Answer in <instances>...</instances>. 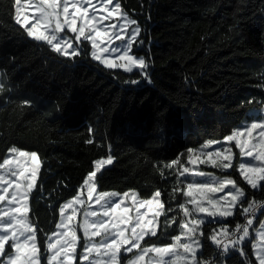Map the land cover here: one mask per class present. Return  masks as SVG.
<instances>
[{
  "label": "trees",
  "instance_id": "obj_1",
  "mask_svg": "<svg viewBox=\"0 0 264 264\" xmlns=\"http://www.w3.org/2000/svg\"><path fill=\"white\" fill-rule=\"evenodd\" d=\"M15 6L16 0H0V79L6 85L0 92V163L13 145L38 153L41 171L30 194L29 216L39 229L41 264H48L45 241L59 221L60 205L82 189L93 162L108 155L113 162L104 167L98 191H135L139 198H151L161 190L165 209H174L168 217L177 219L165 225V217H158V236L145 240L173 243L184 219L178 208L184 196L174 191L183 186L175 181L179 166L187 165L188 149L223 140L254 119L251 110L264 106V0H148L147 15L138 21L143 45L135 52L146 58L151 82L138 70L105 68L91 58L87 40L83 55L58 56L27 36L16 23ZM130 79L138 83H126ZM89 138L93 143L85 144ZM172 161L177 163L167 167ZM201 168L230 175L248 200L264 201V191L251 189L235 168ZM263 220L261 210L255 217L256 240ZM237 221L243 216L226 222L233 227ZM76 231L77 253H82L79 223ZM202 239L204 258L212 244ZM139 250L123 253L122 264ZM244 250L247 260L230 250L215 264H257L251 242Z\"/></svg>",
  "mask_w": 264,
  "mask_h": 264
},
{
  "label": "snow or ice",
  "instance_id": "obj_2",
  "mask_svg": "<svg viewBox=\"0 0 264 264\" xmlns=\"http://www.w3.org/2000/svg\"><path fill=\"white\" fill-rule=\"evenodd\" d=\"M19 2L20 0H16L17 4ZM97 3L105 7L107 17L99 15L97 19L92 0H38L35 3L37 15L30 18L34 22L30 26H26L29 23L26 18L22 23L17 8L16 23L24 29L28 37L34 41L43 42L41 46L46 44L50 51L58 56L74 59L83 55L82 48L84 41L87 40L93 49L91 58L98 60L105 68H122L125 73L130 74H136L134 70H139L138 74L151 82L146 58L136 55L135 52L136 47L143 45V40L139 38L142 29L138 21L128 16L119 0H97ZM108 5H111L110 9H107ZM89 7L93 8L91 15L88 11ZM114 13L119 18V22L104 25L102 22L113 17ZM78 19L82 21L79 27H77ZM53 24L55 27H52ZM65 28L68 33L75 34L74 40L67 35L64 31ZM86 30L88 34H86ZM97 38L100 39L99 44ZM105 38L110 43L105 44ZM115 40H119L123 47L115 44ZM101 44L104 46L101 47ZM104 53H108L109 56L105 57ZM117 53L119 54L116 55ZM129 82L138 83L135 79L126 81V83ZM5 88L6 85L0 79V92ZM21 103L31 104L30 101ZM248 103H252V101ZM261 113H264V109L261 110ZM261 113H258L257 118H254L250 123H246L242 129L234 130L232 134L224 137V140L228 142L236 140L240 154L250 158L248 162L241 160L234 164L228 147L207 152L201 151L200 155L206 157L213 167H218L221 170L235 168L251 189L264 191V115ZM255 130H258L260 139L253 138L250 143H242L240 139H236L241 132L251 134ZM89 131L91 132V129ZM92 143L91 138L85 140V144ZM215 143L218 142L206 141L202 149ZM195 151L188 149L190 154ZM7 152L15 155L6 154L0 163V169H7L5 173H0V202L6 201L4 206H0V257L3 258L0 260V264H3L4 260L7 261V264H41L43 253L38 245L39 229L31 223L29 216L30 194L38 186L37 179L38 173L41 171V161L38 153L22 150L14 145L8 148ZM112 162L111 155L95 160L93 162L94 170L87 173L81 185V188L87 186L89 200L93 198L94 192L97 193L95 203L100 205L102 216L109 217V220L98 218L101 214L95 210H88L84 213L83 222L79 224L84 235V252L77 253V231L74 226H69V222L74 219L78 211L75 206L76 202L79 200L81 204L84 203L83 200H80L81 193L78 189L76 197L60 205L61 220L55 225L57 231L49 234L45 241L47 250L52 253L49 256L48 264H52L53 260L57 264H72L73 259L87 260L89 264H122L123 253H130L134 248H139L140 251L133 255L128 264H138L141 261L144 264H215L214 259L205 261L203 258L202 238L204 237L215 245L222 256L230 250L239 251L245 260H247L248 254L244 250V244L251 242L257 264H264V227L255 230L259 236V243L253 236L255 217L259 210H264V201L248 200L246 190L227 174L216 176L196 167L188 168L183 164L179 166L182 171L178 169L175 183L182 185L183 189L174 188V191H182L184 197H191L194 191L203 193L204 196L200 198L199 202L193 198L178 204V208L187 219L179 222V228L183 231L171 237L173 241L171 244L149 245L145 240L149 236H158V217H165V225H170L177 219L175 215L168 217L167 213L173 212L174 209H165L159 189L153 193L151 198H137V194L132 193L133 206L146 207L148 211L153 212L152 216L146 219L147 212L141 213L137 207L134 223L128 217L121 216L109 228L110 214L121 208L122 205V200L117 201L112 198L121 194L99 192L98 182L104 171L103 166L110 165ZM188 162L194 163L192 155H189ZM204 162V159L199 160L201 164ZM176 163L177 161H172L167 167ZM9 189L12 191L9 192ZM217 192L225 194L218 198L210 195ZM122 196L128 197L129 193H123ZM221 201L224 203L221 204ZM186 204H192V209H188ZM69 207L72 210L71 214L66 215L65 210ZM123 211L127 213L129 209L124 207ZM193 213H200L203 216L193 215ZM237 215L243 216L244 222L237 221L235 228H231L230 224L226 222L227 218H234ZM90 217L96 219H89ZM129 223H132L131 235L126 234L129 231L127 227H120L121 224ZM208 225L217 227H213L210 233H205L204 227ZM62 228L64 231H59ZM102 232L105 233L104 237L99 243L95 242L94 238L101 236ZM6 245L11 247V253L7 251ZM93 253L97 257H106V259L103 261L89 260ZM149 253L154 255L149 256ZM61 254H63V258L58 259Z\"/></svg>",
  "mask_w": 264,
  "mask_h": 264
},
{
  "label": "rangeland",
  "instance_id": "obj_3",
  "mask_svg": "<svg viewBox=\"0 0 264 264\" xmlns=\"http://www.w3.org/2000/svg\"><path fill=\"white\" fill-rule=\"evenodd\" d=\"M38 0H20L19 4L16 3V6H15V19H16V16H17V8L19 9V19L21 20V22L23 23L25 21V19L27 18L29 20V23L26 25V26H30L31 23H33L34 21H32L30 18L37 15V13L35 12V3H37ZM119 2L121 3L122 5V8L127 12L128 16L131 17L132 19L136 20V21H139L140 19L146 17L147 15V5H148V0H119ZM92 3L93 5H95V12L97 13V19L99 17V15H104L107 17V10H105V7H102L101 5H99L97 3V0H92ZM87 7V5H85ZM107 9H110L111 8V5H108L106 6ZM69 11L71 12L72 9L70 8ZM88 11H89V14L91 15L92 12H93V8L92 7H89L88 8ZM79 15V14H78ZM61 19H63V17H61ZM119 22V18L116 16V14L114 13L113 14V17L111 18H108L106 20H104L102 23L104 25H108V24H112V23H117ZM82 23V21L80 19L77 20V27L80 26V24ZM93 23H96V21H93ZM52 27H55V25L53 24ZM90 27V26H89ZM97 27H99V25H97ZM134 27V26H133ZM65 30H67L65 28ZM117 31H119V29H117ZM74 34V33H73ZM86 34L87 33V30H86ZM75 35V34H74ZM89 42V41H88ZM97 43L99 44L100 43V39L97 38ZM105 44H108L110 43V41L107 40V38H105V41H104ZM115 44L117 45H120L121 47H123V44H121V42L119 40H115L114 41ZM89 44L91 45V43L89 42ZM101 47L104 46V44H101L100 45ZM92 51L93 49L91 48V54H92ZM119 53H117L116 55H118ZM105 57H108L109 54L108 53H104L103 54ZM95 61H98V60H95ZM99 62V61H98ZM100 63V62H99ZM103 65V64H102ZM114 69H120L122 70V68H114ZM123 71V70H122ZM134 71H137V70H134ZM139 71V70H138ZM0 77H1V73H0ZM264 109V106L260 109H253L249 112V115H253L254 118H257V114L258 113H261V110ZM262 115H264V113H261ZM253 120V119H252ZM252 120H246V121H243L241 123V127L237 128V129H242L244 127V125L246 123H250ZM236 129V130H237ZM253 138L255 139H260V137L258 136V130H255L253 131V133L251 134H246L244 132H241L240 136L237 137L236 139H240L242 143H250ZM218 143H215V144H211L209 145L207 148H203L202 149V146H200V148L198 149H195L196 151L194 153H192V157H193V160H194V163L193 164H190L189 162H187V165L186 167L188 168H193V167H196V168H199L201 170H203L201 168V165H207V166H212V164L207 160L206 157H203L200 155V152L201 151H204V152H207V151H213V150H217V149H220V148H223V147H228L230 149V152L233 156V163H234V160L236 158V156L238 157V162H240L241 160L245 161V162H248L250 160L249 157L247 156H242L240 154V150L239 148L236 146V140L234 139L233 141L231 142H228V141H225L224 139L221 141H217ZM7 155L9 156H12V155H15V154H10V153H7ZM221 155H223V153H221ZM201 159H204L205 162L204 163H199V160ZM219 160V158H217ZM31 163V162H29ZM106 166H109V165H105L103 166L106 167ZM95 167V166H94ZM6 168L5 169H0V173H5L6 172ZM182 171V169H180ZM229 169L227 170H223V171H228ZM204 171V170H203ZM207 172V171H205ZM211 173V172H209ZM213 174V173H212ZM215 175V174H213ZM219 175V174H218ZM217 176V175H216ZM220 176V175H219ZM191 178V177H190ZM243 178V177H242ZM12 179H15V177H12ZM12 189H9V192H11ZM227 191V190H225ZM136 193L135 191H130V192H127L129 193V196L128 197H123L122 194L117 196V197H114L112 199L114 200H117V201H121L122 200V205H121V208H118L114 213H111L110 216H111V220H110V223H109V228L111 227V224L113 223H116V221L119 219V217L121 216H126L128 217V219L130 221H132V223L135 222V216H136V208L138 207L139 208V211L141 213H144V212H147V216H146V219L150 216L153 215V212L151 211H148V209L146 207H140L139 205H135V207L133 206L134 205V199L132 197V193ZM80 200H83L84 203H80L79 200L76 202V208H77V212L74 216V219L69 222V226H74L76 228V224L77 223H82L83 222V219H84V213L88 210H95L97 211L98 213H100V217L98 218H103L104 220H109V217H103L102 216V211L100 209V205L96 204L95 203V196L97 195L96 192L93 193V198L91 200H89L88 198V195H87V186H85L84 188L80 189ZM109 193H112L109 192ZM117 193V192H115ZM126 193V192H125ZM120 194V193H118ZM218 197L220 196H224V192H218ZM7 196V194H5ZM210 195H216L215 193L214 194H210ZM77 196V195H76ZM74 196V197H76ZM192 196L197 199V201L199 202L200 198L204 196L203 193H199V192H193L192 193ZM198 196V197H197ZM217 197V198H218ZM73 198V197H72ZM71 198V199H72ZM137 198H139L137 196ZM69 199V200H71ZM191 199V198H190ZM227 199V197H226ZM67 200V201H69ZM66 201V202H67ZM65 203V202H64ZM224 201H221V204H223ZM6 204V201L5 202H0V206H4ZM124 207H127L129 209V211L127 213H125L123 211V208ZM156 207V206H154ZM192 204L190 207H187L188 209H192ZM71 207H69L68 209L65 210L66 212V215L67 214H71ZM193 215H197V216H203V214H200V213H193ZM229 218V217H228ZM89 219H96V218H89ZM158 219V218H157ZM187 218L185 217V220ZM61 220V216L59 218V221ZM78 220H80L78 222ZM58 221V222H59ZM264 222V220L262 221ZM132 223H129L127 225H124V224H121L120 227H127L129 229V231L126 233L127 235H131V232H130V228L132 226ZM262 227H264V224L261 223V225L258 227V229H261ZM81 230V229H80ZM57 231V229L55 228L54 232ZM59 231H64V229H60ZM82 234H83V231L81 230ZM53 233V232H52ZM105 233L102 232L101 233V236H97L94 238L95 242L99 243L100 240L104 237ZM255 235H256V242L259 243V236L256 234L255 232ZM78 236V235H77ZM84 237V235H83ZM55 239V238H54ZM182 240H183V237H182ZM78 241H79V238H78ZM78 241H77V246H78ZM76 246V248H77ZM137 249V248H136ZM48 251V250H47ZM182 251V250H181ZM84 252V249L82 251V253ZM124 253H128V252H124ZM48 254L49 256L52 254L48 251ZM75 255V254H74ZM149 256H152L154 255L153 253H149L148 254ZM63 258V254H61V257H59L58 259H62ZM92 259H98V260H101L103 261L104 259H106V257H97L95 253H93L90 257H89V260H92ZM145 259L147 260L148 257L146 256ZM49 260V259H48ZM74 263V259L72 260V264ZM3 264H7V261L4 260L3 261ZM52 264H57V262L55 260L52 261ZM81 264H89V261H81ZM138 264H144L143 261L141 262H138Z\"/></svg>",
  "mask_w": 264,
  "mask_h": 264
},
{
  "label": "built area",
  "instance_id": "obj_4",
  "mask_svg": "<svg viewBox=\"0 0 264 264\" xmlns=\"http://www.w3.org/2000/svg\"><path fill=\"white\" fill-rule=\"evenodd\" d=\"M261 210H259L258 212H260ZM257 212V213H258ZM243 222H244V217H243ZM243 222H241V223H243ZM231 228H235V225L233 226V227H231ZM218 239H219V235H218V237H217ZM211 244H212V242H211ZM228 254V253H227ZM226 254V255H227ZM226 255H221L219 252H218V250L216 249V247H215V245H213L212 244V253H211V255H209V256H207V257H204V260L205 261H209V260H211V259H222L223 257H225Z\"/></svg>",
  "mask_w": 264,
  "mask_h": 264
},
{
  "label": "crops",
  "instance_id": "obj_5",
  "mask_svg": "<svg viewBox=\"0 0 264 264\" xmlns=\"http://www.w3.org/2000/svg\"><path fill=\"white\" fill-rule=\"evenodd\" d=\"M221 141H222V140H221ZM210 167H211V166H210ZM213 168L220 169V168H218V167H213ZM220 170H221V169H220ZM211 173H213V174L219 176L218 173H215V172H211ZM189 178H190V177H189ZM181 179H183V177H181ZM190 179H191V178H190ZM215 194H216V195H214V196H215V197H218V195H219L218 192L215 193ZM197 197H198V196H197ZM190 198L193 199L194 197H193V196H191V197H184V201L190 200ZM190 206H191V204H186V207H190ZM183 220H185V217H184ZM157 227H158V225H157ZM182 231H183V230H182ZM182 231H181V232H182ZM134 249H136V248H134ZM134 249H133V250H134ZM133 250H132V251H133ZM139 251H140V250H139ZM139 251H138V252H139ZM138 252H137V253H138ZM128 253H129V252H128ZM125 254H126V253H125ZM128 262H129V261H128ZM128 262H127V264H128Z\"/></svg>",
  "mask_w": 264,
  "mask_h": 264
}]
</instances>
